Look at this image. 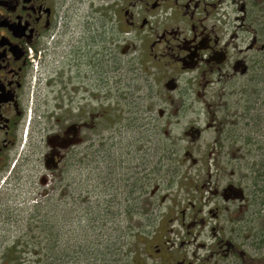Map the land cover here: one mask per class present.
I'll return each instance as SVG.
<instances>
[{"label":"flooded vegetation","instance_id":"flooded-vegetation-1","mask_svg":"<svg viewBox=\"0 0 264 264\" xmlns=\"http://www.w3.org/2000/svg\"><path fill=\"white\" fill-rule=\"evenodd\" d=\"M81 1L0 0V264L31 262V230L15 231L24 207L69 195V166L109 153L111 109L126 105L110 75L120 76L131 52L165 74L166 92H150L145 119L137 103L138 165L108 176L101 202L88 193L87 203L106 205L103 220L114 217L108 205L117 200L148 206L172 194L174 149L160 172L158 141L193 145L211 131L215 141L237 142L245 130L234 108L245 97L247 133L254 132L251 111L264 98V0H87L80 13ZM189 146L181 158L197 173L185 177V204L171 219L185 226L186 238L209 237L200 243L205 251L162 230L135 264H264V185L238 147L196 157Z\"/></svg>","mask_w":264,"mask_h":264},{"label":"rangeland","instance_id":"rangeland-1","mask_svg":"<svg viewBox=\"0 0 264 264\" xmlns=\"http://www.w3.org/2000/svg\"><path fill=\"white\" fill-rule=\"evenodd\" d=\"M79 3V11L84 13L89 3L87 0ZM79 17L78 22L82 26L85 20L82 16ZM147 60L141 59L137 53L131 52V55H127L125 67L121 68L120 76L119 71L112 72L110 75L112 90L118 91L115 85L116 81H120L121 90H125L126 105L111 109L109 134L112 135V141H110L109 153L105 157L103 155L96 156L93 162L84 158L78 166H69L65 173V179H63V183L70 187L69 195L63 190L61 194L52 196L54 200L44 206L37 208L31 202L24 207L21 214L23 226L19 229L16 228L15 231L23 228L31 230L30 246L34 251H39L40 255L37 256L31 252L33 255L31 254L30 264H135L143 249L148 247L149 241L158 242L163 235L160 231H173L174 229L180 234L168 233L172 240L179 242L183 239L190 251L194 249H198L200 253L205 251L204 248H201L200 243L207 244L210 240L209 237L201 236L196 241L189 237L186 238L184 236L185 226L183 227L173 220L177 217L175 213L185 204L184 190L186 189L184 187L187 190L189 188L185 177L193 178L197 173L195 168L186 169L187 166H191V163L183 162L181 156L184 155L185 149L189 145L196 157H199L200 153H204L205 150L233 151L236 147L240 149L243 140L241 136L238 139L239 142L215 141L214 134L210 131L204 139L193 145L189 141H158L155 147L154 161L157 158L160 172L168 168L165 157H167L169 147L173 146L174 149L175 167L173 169L171 167L172 171L168 173L169 176L174 175L172 189L169 191L172 194L165 199V202L159 197L160 199L155 205L146 206L143 204L138 206V210H135L137 206L127 204L126 200L123 203H119L117 200L114 204L108 205L110 213L114 214V217L110 216L109 220H103L105 204L97 202L92 206L86 202L90 189L94 190L92 192H94L95 199H99L101 202L104 193L110 187L106 178L110 175L126 174L127 171L132 170L130 166L138 165L135 144L140 142L134 126L139 112L137 103L142 102L141 117L145 119L144 106L150 92H156V94L166 92L165 74H155L151 69L153 64ZM245 101H247L246 97L241 102L237 101L239 107L234 108L238 109V117L235 120L239 122L240 130H244L247 125L246 111L243 108ZM189 118L190 116H186L182 123L188 121ZM247 128L248 126L246 131ZM127 143L131 145L132 149H128ZM248 150H244L243 146L240 149V153L245 151L242 158L244 162L248 161L244 157V155L249 156ZM227 153L231 155V152ZM106 160L110 163H107ZM125 160L127 161L122 165ZM110 168L113 171L109 174L108 169ZM161 192V194L164 193ZM188 197L192 198V196ZM130 209L132 215L128 212ZM92 210H95L94 214H96L94 220L90 216ZM18 224H21V220ZM15 231L14 233H16ZM155 231L158 233L155 234L154 239L149 238ZM140 232L148 233L150 236H142ZM1 241L0 238V243ZM44 247L46 250L43 251ZM152 253L156 256L153 249Z\"/></svg>","mask_w":264,"mask_h":264},{"label":"trees","instance_id":"trees-1","mask_svg":"<svg viewBox=\"0 0 264 264\" xmlns=\"http://www.w3.org/2000/svg\"><path fill=\"white\" fill-rule=\"evenodd\" d=\"M257 103L259 105H254L253 108H252V111H251V113L254 112V120H255L254 127H253L254 128V132L248 134L247 133L248 132V128H247V131H246V127L250 123L249 116H247V125L244 128L245 135L244 136L241 135V137L243 139L241 145L243 146L244 150L245 149H247V150L249 149L247 151V153H249V156L244 155V157L248 160V161H245L246 167L249 170H251V172L255 175V177H257V179H260L259 182L263 186L264 183H263L262 180L264 178V98L262 100H260L259 102H257ZM237 142H239V140ZM242 146L240 147V149L242 148ZM242 153L244 154L245 151L242 152ZM138 208L139 207H135V210H138ZM128 212L130 213V215H132L131 209L128 210ZM91 218H92V216H91ZM140 233L142 234V236H148L149 237L148 233H145V234L142 233V232H140ZM31 252L37 254V256L40 255L39 251L36 252V251L33 250V248L30 247V253ZM37 256H36V258H37Z\"/></svg>","mask_w":264,"mask_h":264}]
</instances>
